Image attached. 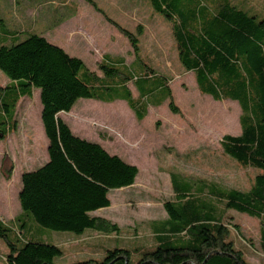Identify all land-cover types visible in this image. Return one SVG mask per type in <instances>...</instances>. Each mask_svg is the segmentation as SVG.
<instances>
[{"label":"trees","instance_id":"trees-1","mask_svg":"<svg viewBox=\"0 0 264 264\" xmlns=\"http://www.w3.org/2000/svg\"><path fill=\"white\" fill-rule=\"evenodd\" d=\"M149 1L153 11L172 23L178 60L193 74L199 93L216 102H234L240 108V134L222 138L223 154L236 166L258 170L259 174L247 191L212 184L200 186L196 194L190 192L189 183L170 175L175 200L163 205L167 218L152 225L151 246L116 243L107 246L100 259L75 264H247L218 206L259 222V248L264 256V22H257L228 1L214 9L199 0H184L194 3L190 9L182 0ZM117 28L136 52L135 36ZM108 64L111 67L98 65L105 74L101 78L82 61L38 36L0 47V71L11 81L0 87V140L5 139L6 128L16 129L12 110L18 102L39 90L40 119L48 142V162L21 175L17 199L22 212L13 220L19 229L31 217L37 225L54 232L80 236L90 229L119 234L115 225L90 215L110 206V191L131 187L138 169L108 154L99 144L75 136L58 117L70 112L80 99L105 103L123 100L137 120L145 117V110L133 103L127 86L140 79L117 71L114 63ZM143 66V80L152 87L148 93L162 91V101L169 97L167 85ZM116 75L119 82L114 83ZM138 88L144 90L140 83ZM12 172L9 164L6 177ZM16 227L0 221L7 264H55L62 256L56 246L16 235Z\"/></svg>","mask_w":264,"mask_h":264},{"label":"rangeland","instance_id":"rangeland-1","mask_svg":"<svg viewBox=\"0 0 264 264\" xmlns=\"http://www.w3.org/2000/svg\"><path fill=\"white\" fill-rule=\"evenodd\" d=\"M199 1L211 9L228 1L257 22H264V0ZM182 2L188 9L194 7L192 2ZM117 27L135 36L136 52ZM31 36L59 47L101 78L105 74L98 65L111 67L108 63H114L119 72L139 78L138 83L129 82L127 86L133 103L145 110V117L139 121L126 101L80 99L70 112L58 116L75 136L99 144L108 154L138 169L131 187L110 191V206L90 215L115 225L119 234L88 229L80 236L47 230L31 217L21 229L13 222L22 212L17 199L21 175L48 162V142L40 119L39 90L12 110L16 129L6 128L5 139L0 140V221L16 227V235L21 233L34 242L60 248L62 256L54 260L55 264L100 259L104 249L116 243L151 246L152 225L167 218L163 205L175 200L170 175L189 183L192 194L202 185L241 191L251 187L259 171L236 166L220 146L224 136L240 134L239 106L216 102L199 93L193 74L186 72L178 60L172 23L153 11L149 0H0V47L22 43ZM143 65L167 85L169 97L162 101V91L148 93L152 87L143 80ZM112 82H119V76ZM10 83L0 71V87ZM139 83L144 90L138 88ZM9 164L13 168L10 178L6 177ZM218 207L247 264H262L259 222ZM7 254L0 239V264H7Z\"/></svg>","mask_w":264,"mask_h":264},{"label":"crops","instance_id":"crops-1","mask_svg":"<svg viewBox=\"0 0 264 264\" xmlns=\"http://www.w3.org/2000/svg\"><path fill=\"white\" fill-rule=\"evenodd\" d=\"M21 100H22V99H21ZM21 100H20V101H21ZM20 101H19V102H20Z\"/></svg>","mask_w":264,"mask_h":264}]
</instances>
